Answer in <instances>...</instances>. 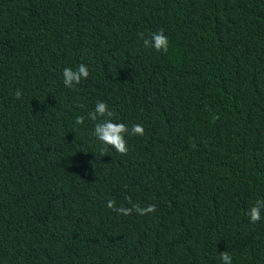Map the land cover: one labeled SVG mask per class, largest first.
Instances as JSON below:
<instances>
[{
    "label": "trees",
    "instance_id": "1",
    "mask_svg": "<svg viewBox=\"0 0 264 264\" xmlns=\"http://www.w3.org/2000/svg\"><path fill=\"white\" fill-rule=\"evenodd\" d=\"M97 101L143 126L127 155L100 156ZM128 197L156 211L106 207ZM257 199L264 0H0V264H264Z\"/></svg>",
    "mask_w": 264,
    "mask_h": 264
},
{
    "label": "clouds",
    "instance_id": "2",
    "mask_svg": "<svg viewBox=\"0 0 264 264\" xmlns=\"http://www.w3.org/2000/svg\"><path fill=\"white\" fill-rule=\"evenodd\" d=\"M138 36L142 39L143 45L146 48L154 49L157 52L168 51L169 40L164 34V30L160 29L156 32L151 33L147 38H145L144 33H138ZM63 84L66 88L72 89L75 85L80 84L84 79L89 76V69L85 64H80L75 70L72 68L63 69ZM17 99H20L22 92L17 90L14 93ZM43 102V101H41ZM114 111L109 108V105L103 101H97L94 109L87 114V118L94 123L93 136L99 142V154L104 156L108 154V147L111 146L121 155H127L129 148L126 139L127 135H144V128L141 124H133L131 128L120 122H114ZM85 117L83 115H78L75 117L76 125H83ZM195 147V145H193ZM131 207H125L123 205L116 206L114 200H108L106 202V207L117 214H122L124 216H130L133 213L137 215H147L152 214L156 211L155 204H148L142 207L139 203H131V198H127ZM262 213H264V199H257L255 203L248 209L247 215L251 223L255 224L262 219ZM219 258L221 264H233L231 256L226 251L219 252Z\"/></svg>",
    "mask_w": 264,
    "mask_h": 264
}]
</instances>
